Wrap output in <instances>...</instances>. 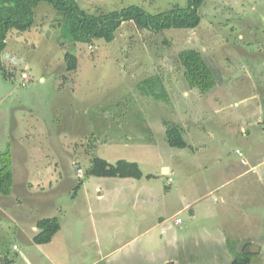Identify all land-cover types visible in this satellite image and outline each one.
Returning <instances> with one entry per match:
<instances>
[{
	"label": "rangeland",
	"instance_id": "374dc122",
	"mask_svg": "<svg viewBox=\"0 0 264 264\" xmlns=\"http://www.w3.org/2000/svg\"><path fill=\"white\" fill-rule=\"evenodd\" d=\"M74 1L92 16L131 5L158 14L187 4V0ZM200 12L202 22L194 30L153 33L124 23L111 43L96 38L82 43L66 37L62 12L41 3L31 29L9 33L3 52L7 77L0 71V154L7 150L12 154L14 185L10 196L0 194V264H27L24 254L47 262L48 252H55L63 264H168V260L232 264V250L253 246L260 249L253 253L252 264H264V219L238 220L236 207L228 217L219 210L217 218L224 219L219 226L214 213L220 206L214 202L217 194L194 205L200 209L194 219L188 212L175 214L191 188L180 182L179 166L186 162L181 159L183 154L193 156L168 145L167 125L188 130L191 119L207 125L216 106L214 96L220 93L192 90L178 54L184 49L200 51L220 86L232 66L227 62L230 56L235 69L241 62L257 64L262 73L248 76L240 69L234 73L236 82L249 77L264 80V46L258 45L264 40V0H205ZM234 47L253 54V63L235 58ZM67 53L78 59L74 71L67 69ZM152 75L163 78L170 103L140 90L141 82ZM240 97L237 101L244 106ZM218 101L225 107L234 100ZM151 140L156 147L150 146ZM227 141L215 137L213 144L223 145L221 149L236 162L237 147L247 145L241 139L229 140L228 145ZM96 158L111 164L136 162L143 178L88 177ZM263 161L258 160L260 170ZM161 164L170 165L174 174H161ZM148 186L157 203L153 208L134 203L135 196L148 197ZM52 217L60 220L61 232L49 244H35L32 238L39 229L34 228ZM160 217L169 223V235L158 226ZM178 218L184 221L180 226L175 225ZM175 235L179 246L170 242Z\"/></svg>",
	"mask_w": 264,
	"mask_h": 264
},
{
	"label": "crops",
	"instance_id": "0c3cea01",
	"mask_svg": "<svg viewBox=\"0 0 264 264\" xmlns=\"http://www.w3.org/2000/svg\"><path fill=\"white\" fill-rule=\"evenodd\" d=\"M260 42L261 44L258 45L264 46V40H260ZM234 48L237 49L233 50L235 53L233 56L235 58H241L243 61H250L253 63V57H255L253 54H250V52L242 47ZM227 62L228 64H232V66L230 65V67H228L224 86L217 84L216 76L214 75L216 85L212 89L214 90L213 92H220L222 94L224 91L226 95L223 97L219 95V93L214 96L216 106L211 113V117L213 116V118L207 120V125H204L206 121L200 124L202 119H191L188 130L182 129L184 139L190 147L180 150L182 154L188 153L193 156V158L189 159L186 154H183L181 160L186 162H184L182 166H179V178L180 182L191 188L187 192L188 195H186V197H188V199H185V204L182 203L179 208H177L175 214L176 216H180L182 213L188 212L190 217L194 219L196 213H200V209L199 211L198 209L196 210L194 205L198 202L205 201L207 196L217 194L218 198H214V202L220 204V206L214 212L216 218V215H220L219 210L224 211V216L228 217L233 211H236L235 208L238 207L236 212L241 215L238 220L244 218L246 220L250 219V221L258 222L264 219V167L260 170L258 164L260 158L264 159V98L262 97L264 80L258 82L250 81L249 77L248 80L238 83L234 80L236 75L234 73H238L240 69H243L245 72L248 71V76H250V72L254 75L258 73L262 75V73L258 69L257 64L254 66L248 63V66H246L241 62L242 65H240V69H235L233 67L234 60L231 56L227 58ZM211 91L209 93H211ZM238 96H241L242 102H245L244 106H241V103L237 101ZM222 98L225 99V102L228 98L234 101H228L227 103L230 105L224 107V103L218 101ZM204 117L208 116L205 115ZM212 120H214V122ZM215 137L227 139L228 141L241 139L244 141V144L247 145V148L240 149L237 147L235 155L239 159L237 158L235 162L230 159V156L227 155L224 149H221L223 145L220 148V145L217 147L213 144ZM228 141L225 142L227 145ZM210 145L213 147L209 148ZM227 145H224V147H227ZM150 146L156 147L157 144L151 140ZM212 149L213 152H210ZM237 151H240L241 155L238 154ZM213 163H215V165L211 168ZM164 170H167L166 174H164ZM207 171L209 172L208 174ZM174 172L175 170H173L170 165L161 164V174L167 176L173 175ZM167 187L169 188V190H166L167 192L172 190V185ZM200 190H202V193ZM145 193L148 197L142 198L140 195L135 196L134 203L144 208H153L157 206L151 186H148ZM206 210L209 209L205 208V211ZM214 213H212V215ZM208 216H211V214ZM217 219L220 220L218 222L220 223L219 226H221L224 219L221 216ZM145 221H147L146 216ZM95 223L97 224L96 226H99V221L97 219H95ZM183 223L184 221L182 220V223L176 224L175 222V225L180 226ZM149 224V230L152 231V224ZM168 225L169 223L166 222V220L164 221V218H159L158 226L161 227L162 233L165 235H169L170 233ZM37 229L38 228L35 227L34 231L37 232ZM61 230L62 228L56 235H58ZM227 231L230 230L227 229ZM209 236L211 235L208 234L207 237ZM179 241L177 235L170 239L173 246H179ZM102 244L103 243L100 242V246ZM96 245L99 246V242H97ZM245 249L248 253L253 254L257 253L260 248L259 246H253L249 249ZM54 253L55 252L47 253L45 256L47 262L35 256H31L30 259L25 254L24 259L27 264H63L58 260L59 258L57 255H53ZM254 256L256 257V255ZM168 264H174V262L168 260Z\"/></svg>",
	"mask_w": 264,
	"mask_h": 264
},
{
	"label": "trees",
	"instance_id": "16d2710c",
	"mask_svg": "<svg viewBox=\"0 0 264 264\" xmlns=\"http://www.w3.org/2000/svg\"><path fill=\"white\" fill-rule=\"evenodd\" d=\"M204 2L205 0H187L186 6H175L158 14H151L137 5H131L100 16H92L86 14L74 0H0V71L6 78L3 52L7 47L9 33L13 30L24 32L31 29L34 25L35 8L41 3H47L65 15L64 32L69 40L90 43L96 38L111 43L124 23H134L138 29L153 33L172 29H197L202 22L200 9ZM178 58L183 67V77L192 90L206 95L215 87L213 71L200 51L184 49L178 54ZM65 60L68 71L76 70L78 59L74 54L67 53ZM140 90L156 101L170 103L169 94L160 75H152L143 80ZM166 141L173 148L190 147L184 139L182 129L176 124L167 125ZM12 162L9 150L0 154V194L3 196H10L12 193L14 185ZM86 175L136 180L143 178L140 165L136 162L120 160L116 164H111L102 158L94 159ZM38 229L33 242L37 245L49 244L61 229L60 220L57 217L45 218ZM232 254V264H252L255 257L246 249L242 252L232 250Z\"/></svg>",
	"mask_w": 264,
	"mask_h": 264
},
{
	"label": "built area",
	"instance_id": "2783aa9c",
	"mask_svg": "<svg viewBox=\"0 0 264 264\" xmlns=\"http://www.w3.org/2000/svg\"><path fill=\"white\" fill-rule=\"evenodd\" d=\"M24 77H26V75H24ZM238 153L241 155V152L240 151H238ZM180 223H182V219L181 218H178L176 220V224H180Z\"/></svg>",
	"mask_w": 264,
	"mask_h": 264
},
{
	"label": "bare ground",
	"instance_id": "6f19581e",
	"mask_svg": "<svg viewBox=\"0 0 264 264\" xmlns=\"http://www.w3.org/2000/svg\"><path fill=\"white\" fill-rule=\"evenodd\" d=\"M167 172V171H166Z\"/></svg>",
	"mask_w": 264,
	"mask_h": 264
}]
</instances>
